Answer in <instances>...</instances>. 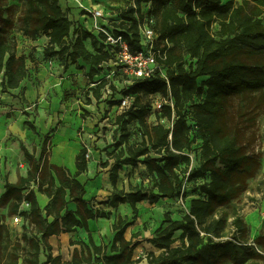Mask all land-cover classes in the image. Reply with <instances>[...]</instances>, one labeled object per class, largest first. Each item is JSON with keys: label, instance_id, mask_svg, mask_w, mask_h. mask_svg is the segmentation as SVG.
I'll list each match as a JSON object with an SVG mask.
<instances>
[{"label": "trees", "instance_id": "16d2710c", "mask_svg": "<svg viewBox=\"0 0 264 264\" xmlns=\"http://www.w3.org/2000/svg\"><path fill=\"white\" fill-rule=\"evenodd\" d=\"M4 1L0 0V76L2 92L6 93L19 88L30 69L26 56L18 54L17 39L9 37L14 20L5 15ZM142 1L136 0L135 5L122 10V23L116 27L125 33L132 50L138 51L143 48L139 25L145 17H153L159 39L171 44L164 62L167 77L158 72L150 78L136 79L125 91L126 95L135 94L137 100L117 116L121 134L116 148L120 150L113 156L115 162L110 169L114 191L107 200L99 202L114 208L122 203L131 204L133 220L120 216L113 224L112 243H96L89 220L110 218L112 211L97 207L93 198H87L86 183L79 178L89 169L86 144L76 155L74 173L65 165L49 161L50 144L57 131L54 127L42 134L39 157L20 141L30 169L16 182L6 179L0 207L10 204V215L23 216V232L15 244L16 252L5 258L3 245L5 240L10 241L11 234L9 226L0 219V264H141L144 258L148 264H241L245 259L242 247L256 250L252 243L258 244L249 240L250 228L242 216L235 217L233 234L225 235L229 214L224 207L248 189L249 180L262 165L260 156L249 152L242 143L243 130L230 109L235 98H264V0H229L224 4L222 0H152V8L145 13L141 10ZM24 4L26 10L20 16L19 31L31 40L48 37L46 58L58 56L65 68L70 62L83 61L90 65V78L98 73L100 65L109 58L100 40L103 35L80 25L75 27L69 8L64 10L61 0H24ZM87 40L95 52L87 47ZM202 77L204 80L200 81ZM106 83L102 80L91 88L96 98L101 97ZM154 94L173 101L174 107L165 103L157 110L153 103L148 108L140 102L141 95ZM117 103L113 101L112 105ZM149 114L153 122H148ZM190 117L197 122L196 131ZM135 122L143 129V139L130 144V125ZM25 125L41 133L30 120ZM196 137L203 138L200 161L193 153L198 164L189 169ZM140 164L146 166L153 185L118 188L123 167L136 168ZM101 165L106 167L109 163ZM198 178L207 180L198 188L202 196L190 201L189 212L181 219L167 216V225L146 239L160 253L148 251L135 258V250L142 243L138 240L140 233L130 239L125 233L136 223L137 204H157L163 199L182 197L185 181ZM36 189L50 199L44 209ZM24 201L30 203L29 211L20 210ZM78 227L89 230L90 243L71 241L81 249L75 248L69 260L54 255L49 238L75 232ZM178 241L180 245L176 244Z\"/></svg>", "mask_w": 264, "mask_h": 264}, {"label": "rangeland", "instance_id": "374dc122", "mask_svg": "<svg viewBox=\"0 0 264 264\" xmlns=\"http://www.w3.org/2000/svg\"><path fill=\"white\" fill-rule=\"evenodd\" d=\"M87 1L98 3L99 8H104L107 16L105 20L113 26H119L122 23V10L136 4V0ZM228 1L229 0H222V3L224 4ZM237 2H241V0H237ZM73 7L74 8L69 7L70 18L74 20L75 27L78 25L83 26L80 24L79 20H76V18L79 19L80 16L86 12L84 10L80 11L79 8H76V5H73ZM148 8H152V0H143L141 3V10L145 13ZM3 9L5 15H10L14 20V26L9 30V37L17 39L18 34L21 33V31H19L21 25L20 16L24 14L26 10L24 0H5ZM262 17L264 20V13ZM215 28H217V26H215ZM48 42L46 36H42L36 43L35 47L31 50L32 43L30 40L28 42L23 41L21 44L18 41V54H24L26 57L39 59V57L44 54ZM86 45L95 52V48L92 46L90 40L86 41ZM52 58L59 59L58 56ZM70 66L73 67V70H77V73L71 76V85L75 86V89L72 87L69 90L65 89V87L60 88L59 83H54V78L51 76L53 73L57 74V72L54 71V68L47 72L46 75L47 78L45 83L48 84V89L42 94L35 92L32 98L31 93L26 92V88H22L19 95L16 97L11 95V89L6 93L2 92V76H0V98H9L1 101L0 119H3L4 122L10 124L20 122V125L22 123L24 125L26 120H30L38 126L41 133L38 134L30 129L32 134H30L29 137H24L23 140L29 150L35 152L36 157H39L40 155L43 141L42 134H44L43 131L47 133L51 128L57 127L58 133L56 131L54 134L55 137L57 136L56 141L54 143L53 136L50 144V152L48 154L50 162H54V151L59 155L66 153L61 157H67V160H71V149L69 150V148L66 147V140L70 137L73 139L74 137H81L82 140H84V142L82 141V144L89 145L92 154H94L95 151H104L105 162L113 165L115 162L113 156L120 150V148H116V141L120 138L121 134L119 125L116 121L117 116L121 111L118 110L119 108H113V101L109 97L110 92H108L106 88L102 89V95L100 98L94 96L91 88L94 87L96 80H107V85L110 84V86H115L112 91V98H115L114 102H118L119 104L122 103V98L126 96H131V99L136 102V95L133 93V95H126L125 91L128 90V87L125 85L123 78L119 73H116V77L114 76V79L112 80V78L108 77L107 70L101 68L94 77L90 78L89 64L79 61L78 64L70 62L68 67ZM33 68L36 69L35 65ZM26 79L27 83L32 81L36 84L34 74L31 73V71ZM199 80H204V77ZM65 92H68V97H65ZM9 95L12 97H9ZM159 99V95L140 96V102L147 105L148 108L150 106L152 107V103H155ZM19 102H21L20 105H18ZM230 110L232 116L236 117L237 124L241 126L243 130L244 134L241 138L242 143L247 147L249 152L260 156L259 158L261 159L262 165L258 173L249 180L248 189L237 199L224 207L229 214V221L225 235L231 236L233 234L234 226L232 223L236 216H242L250 228L249 240H255L260 251L257 249L252 250L250 246L242 247L241 251L245 259L241 264H264V217L262 213L264 210V98L260 100L258 95L250 97L248 101L242 98H235L231 103ZM147 120L148 122H153L152 115L149 114ZM1 127L2 130L5 131L4 123H1ZM130 129L132 132L129 139L130 144L141 142L143 139V129L141 125L138 122H135L130 125ZM12 139L14 143H8L4 148L0 147V149L3 148L0 150V190L3 187L5 179L9 177V166H11V164H17L19 170L25 171L26 168L30 169L29 161L26 158L21 160V154L23 151L21 150L19 137L13 133ZM202 145L203 138L196 137L194 139V150L192 154L196 153L198 161H200ZM122 148H125V145H122ZM197 164L198 162L193 158L189 169L196 168L195 166ZM144 166L145 165L140 164L136 168L133 166L123 167L120 171V179L124 181L125 188H129L130 184L144 186L153 185L151 176ZM126 168H130V170H126ZM185 170L186 166H183L181 171L182 174L185 173ZM92 180L93 177L91 176L86 181V184L89 183L88 189L90 194L96 191L98 184L92 183ZM206 180L207 179L205 178H198L193 181H185V195L182 197L163 199L157 204L146 203L147 205L140 208L137 224L134 228L140 229L141 232L145 231L147 236H154L160 227L167 225L164 224L167 216L173 219H181L189 212L190 201L193 198L202 196L198 188ZM90 198L95 200V204L96 200L97 202L99 200L98 198H95L94 195H91ZM71 206L73 208L75 207L74 204H71ZM1 208L2 207H0V216L2 214L6 220V214L2 213L4 210H1ZM101 208L106 209L103 206ZM9 214V219L6 221L11 226L15 215ZM119 215H121V212H117V217H119ZM112 220L113 219L105 221L103 230L110 227L114 233V230L111 227ZM179 236L180 233L176 235L177 238ZM20 238L22 237H17V239L11 238L10 241L5 240L3 245V254L5 258L10 257L13 252H16L15 244ZM176 244L180 245L181 242L178 241ZM156 250L157 253H160V250ZM146 254L147 251L142 250L141 255L145 256Z\"/></svg>", "mask_w": 264, "mask_h": 264}, {"label": "crops", "instance_id": "0c3cea01", "mask_svg": "<svg viewBox=\"0 0 264 264\" xmlns=\"http://www.w3.org/2000/svg\"><path fill=\"white\" fill-rule=\"evenodd\" d=\"M61 4H62L64 10L68 9L69 7L74 8L73 5H76L77 6L76 8H79L80 11L84 10L86 13L88 12L87 9H92L93 7L99 8L98 3L88 2L87 0H84V1L83 0H79V1L78 0H61ZM85 14L83 13V15L80 16L79 19L76 18V20L77 21L79 20L80 24L83 26H87V25L91 26L92 20L87 19ZM46 38L49 41V38L48 37H46ZM17 40L19 41L20 44L23 41L28 42L30 40V42L32 43L31 44V50L33 49V47H35L36 43L38 42V40L29 39L27 36H25L23 34V32L18 34ZM21 55H23V54H21ZM26 61H27V65H28L31 73L34 74L36 84H34L32 81H29L28 82L29 84H28L27 79H25L19 88L11 89L12 90L11 95H14L15 97L18 96L20 93V90L22 88H26L27 89V90L25 89L26 92L31 93V98L33 97L35 92H37L38 94L44 93V91L48 89V84L45 83V80L47 78L46 77L47 72H49L51 69H54V68H55L54 71L57 72V74L53 73L51 75L54 78V81H55L54 83H56V84L59 83L60 88L65 87V89L69 90L72 87L73 89H75V86L71 85V76L76 74L77 70L76 69L73 70L72 66H70L66 69L65 66L62 64V62L59 59L46 58V56L44 54H42L39 57V59H34L32 57H26ZM34 65H35L36 69L33 68ZM49 85H50V83H49ZM11 95H9V97H12ZM4 99H9V98H0V104H1V101H4ZM29 103H32V102H29ZM20 104H21V102H19L18 105H20ZM1 123H4L5 131L2 130ZM0 130H1V132H0V147H3V148L6 147L8 145V143H14L12 141L13 140L12 139L13 133H15L16 136L19 137L20 141H23L24 137H26V136L29 137V135L32 134V131L29 129V127L27 125H25V124L23 125V123L20 125V122L15 123V124H10L8 122H4L3 119H0ZM43 133H45V132L43 131ZM57 133H58V130H57ZM56 138H57V136L56 137L54 136V143L56 141ZM82 141L84 142V140H82L81 137H76V138L74 137V139L71 137L67 138L66 147L69 148V150L71 149L70 150V154H72L71 160L70 159L67 160L68 159L67 157H61V156H64L66 153L63 155H59L58 153L56 154L54 151L53 152L55 154L54 155V162H52V163H55L58 165H65L74 173L76 171V155L80 152V150L83 147ZM87 147L89 148V158H88L89 169L86 173L82 174L79 178L81 181L86 183L88 178L92 176L93 177L92 183H98L97 189L94 193L90 194L89 189H88L89 183H87L86 184L87 198H90L91 195H94L95 198L99 199L98 202L96 200V204L98 207L103 206L107 210L112 211V215L110 218L90 219L89 220V229H90V231L93 235V238L97 244L105 243V244L110 245L113 241L115 232L113 233L110 227L103 230V227L105 226V221H110L111 219H113L111 222V227L113 228V224L117 221V219L120 216H123L124 218L128 217L129 220H133V217H132V216H134L133 208H132L131 204H129V203H122L116 208L109 207V206H106V205L99 203L100 201L107 200L112 195V192L114 191V186H113L111 179H110V169H111L112 165H111V163L106 167L101 165V163H104L106 161L105 156H104L105 155L104 151H102V152L95 151V153L92 154V150H91L90 146L87 145ZM3 148H1L0 150H2ZM25 158L26 157L25 156L23 157V152H22L21 160H23ZM127 166H130V165H127ZM144 167L147 170L146 166H144ZM28 170H29L28 168H26L25 171L19 170V167L17 164L16 165L11 164V166H9V173H8L9 177L7 179L12 181V182H16L19 180V177L21 175H27ZM126 170H130V168H126ZM82 178H85V179H82ZM5 183H6V179L4 181L3 187L0 190V196L4 192ZM117 186L120 189L124 188V181H122V179H120V177H119ZM126 189L128 190L127 187H126ZM36 192H37V198H38V201L40 203V206L44 209V207L48 204L50 199L46 194L39 192L37 189H36ZM146 203H149V202L142 201V202H139L137 204V206L139 208V213H140V208L147 205ZM101 207H99V208H101ZM9 209H10V204L4 205L1 208V210H4V212H2V213L6 214V220L9 219V216H8ZM74 209H76V205H75ZM20 210L21 211H29L30 210V203L27 201H24L21 205ZM117 212H121V215H119V217H117ZM0 219H1L2 223H5L9 226L11 238L17 239V237H21L22 232H23V224L22 223L21 224L15 223L14 220L12 219L13 220V222H12L13 227H12V225L10 226L9 223L4 219V216L2 214L0 216ZM136 224H137V220H136V223L134 225H131L125 233V236L128 239L132 238L133 234L140 233L138 240H140L142 243L136 248L134 257L138 258V257L143 256V255H141L142 250H146L147 252L148 251H155L156 252L157 248L153 244L146 241V239L153 237V235L147 236L145 231L141 232L140 229L134 228ZM13 233H14V235H13ZM71 241H84V242L89 244L90 243L89 230L86 227H78L77 231H75V232L61 233L60 235H53L49 238V242L53 246V254L54 255H62L63 259H65V260L71 259L72 252L74 251L75 248L81 249V246L79 244L73 245L71 243ZM139 252H140V254H139ZM41 260L42 261L46 260V254L44 251L41 254ZM142 264H148V261L146 258H144Z\"/></svg>", "mask_w": 264, "mask_h": 264}, {"label": "built area", "instance_id": "2783aa9c", "mask_svg": "<svg viewBox=\"0 0 264 264\" xmlns=\"http://www.w3.org/2000/svg\"><path fill=\"white\" fill-rule=\"evenodd\" d=\"M87 11L85 14L86 18L91 19L92 24L91 26L87 25L83 27L98 36L103 35L100 40L105 45L104 50L109 53V58L100 66L102 69L107 70L108 77L113 80L114 76L116 77V73H119L127 87L132 85L136 79L150 78L158 72L162 76L167 77L164 62L167 59V53L171 44L167 40L159 39L154 29L155 19L153 17H145L142 24L139 25L143 48L134 51L125 33L119 27L110 25L105 20L107 16L104 8H92L87 9ZM101 81V79L96 80L94 86H97ZM105 88L110 92V99L114 101L115 98H112V86L106 84ZM154 95L160 96V99L153 103L155 109H162L165 103H169L174 107L173 101L165 100L160 94ZM133 103L134 101L131 99V96H126L122 98L121 104L117 103L112 106L113 108H119L118 110L121 111L120 114H123ZM190 120H192V129L196 131L197 122L194 117H190ZM162 121L164 122V120ZM191 156L194 158L193 154ZM262 213L264 217V210ZM14 221L16 223H23L24 218L21 214H17L14 216ZM252 244L260 251L254 242Z\"/></svg>", "mask_w": 264, "mask_h": 264}]
</instances>
